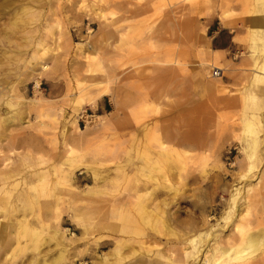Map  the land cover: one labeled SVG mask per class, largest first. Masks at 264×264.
Listing matches in <instances>:
<instances>
[{
  "label": "rangeland",
  "instance_id": "rangeland-1",
  "mask_svg": "<svg viewBox=\"0 0 264 264\" xmlns=\"http://www.w3.org/2000/svg\"><path fill=\"white\" fill-rule=\"evenodd\" d=\"M257 2L0 0V118L15 113L14 121L0 122V159H8L9 182L27 179L21 188L37 186L41 195L39 204L25 207L16 190L6 198L0 193L6 200H0V264H99L104 256L117 264L115 240L138 238L129 216L112 220L109 198L101 194L107 203L83 198L76 207L49 208L43 188L73 170L70 189L82 196L89 188L127 191L149 146L162 155V171L173 185L157 202L180 220L175 231L203 219L206 229L216 225L236 186L239 211L232 217H243L240 236L264 226V124L255 121L264 117V77L249 58L251 15L264 29ZM6 100L14 103L11 109ZM248 120L260 138L252 161L243 143ZM41 157L44 163L30 165L31 172L23 165ZM92 170L104 180L94 182ZM34 171L45 172L44 186ZM234 218L220 223L224 242ZM158 237L159 247L142 246L151 252L137 246L135 256L121 251L125 263L144 262L154 251L169 257L175 239ZM100 242L109 243L98 249ZM261 259L254 262L264 264Z\"/></svg>",
  "mask_w": 264,
  "mask_h": 264
},
{
  "label": "bare ground",
  "instance_id": "bare-ground-1",
  "mask_svg": "<svg viewBox=\"0 0 264 264\" xmlns=\"http://www.w3.org/2000/svg\"><path fill=\"white\" fill-rule=\"evenodd\" d=\"M258 2H257L255 12L259 15H264V0H258ZM101 18L104 19L105 16L102 15ZM262 25H263L262 19L258 20L256 17L251 15V17L249 18V29L251 32V34H250L251 35V39H250L251 44L249 47L251 50V54L249 55V58L251 59L254 70L259 75V77H264V29H262ZM58 28H59V23H58ZM48 29H49V27H48ZM60 40H61V38H59V41ZM47 70H48V68L46 66L42 67V71L45 72ZM38 84L39 83H36L35 87H38ZM4 104L8 105L10 107V109L14 105L12 100L11 101L6 100V102ZM14 114L15 113L13 112V110L9 111L8 113H5L3 118L2 117L0 118V122L9 123V122L14 121L15 120ZM255 121H258V122L264 124V117H262L260 114L259 117L257 116V118H255ZM252 123H253L252 120H248L243 125V128H244L243 143L245 145V150H248L249 161H252V159H254L253 158L254 154H255L254 152H255V150L259 144V140H260V138L258 137V134L254 131L255 128L252 127L253 126ZM150 131H153L152 134L155 133L153 129H151ZM149 134H150V132H149ZM179 145H185L186 146L188 144H183V143L179 142ZM161 148L167 149L168 147H164L163 144H161ZM171 150L172 149H170V151ZM66 152L69 155L73 154L71 146H67ZM171 152H173V154H175L174 151H171ZM30 158H33V157L30 156ZM162 158L163 157L160 153L156 152V150H155V152L152 151L150 149V146H149V150H148V152H146V155L143 158L141 173L138 174L137 176H132V178L135 179L134 185H132V186L130 185L131 188L129 187V190H127V191L124 190L122 192H116V194H111L110 192L98 191V190H94V189L89 188L85 193L83 192L84 196H82L81 195L82 193L78 194V193L74 192V189H70L71 185H72L71 182H73L75 180L74 171L71 170L69 173L67 172V174L62 173L61 176L60 175L56 176L55 180L53 181V183L50 184V186H48L46 184L48 186V188L47 187L43 188L45 193L43 192V189L41 187L42 190H39V191L43 192L42 197L45 196L46 201H43V202H45V205L41 202H40V204H42L46 207H49V208L54 207L56 205H60L62 203H66V205H70L68 207H76L77 204L79 202H81V200L83 198L84 199L87 198L86 200L89 199L91 203H95V202L99 203L102 201H103V203H105L106 200L103 199V197H102L103 200L101 201L98 198V196L100 194L103 196H107L109 198L107 201L109 202V204L111 203L110 209H108L107 214L114 218L112 220H115L116 216H123L125 214L128 215L129 216L128 222L131 223L135 227L134 231H135V234L138 236V238L132 239L131 241L130 240H126V241L115 240V242H114L115 249L113 251V254H114L115 260L116 259L118 260L117 264H127V263H125V260H124L125 258L122 257V252H121L125 248H128L129 252H132V255L135 256L134 246L139 247L138 249H140L141 251L143 249H146V248H142V246H144V245H148L149 247H150V245H153L155 247H159L158 241H157V239L159 238L158 236H160V238H162L163 236L164 237L166 236L165 238H167V236H168L170 238L172 237L175 239V241L169 240L170 244H173L170 246L171 248H169L167 250L169 255H170L169 257H165L166 255L164 256L163 253H161L159 251H154L151 253V256L149 255L150 257L146 261L141 262V261L137 260V261H134V262H131L128 264H152V263H156V264H257L254 261H256L259 258L261 259L263 257V254H264V226L259 227L257 229L251 228L252 230L250 229V231H248L246 229L248 231L246 236L244 238H242L240 236L242 233L240 226H243V225H240V220H242L243 217L239 216V212L235 218L232 217V215H234L235 212L237 213V211H239L238 210L239 208L237 209V204L239 203V201H237V197L240 194V188H238L237 186L230 193L227 210L224 212L221 219L216 222V225L209 227L210 229L205 228V226L207 224L206 219H203L201 221V223H198V221H197V223H188L186 228H184L182 231H179V232L175 231L172 228L173 224L177 225V223L180 220L177 217H175V219H173V216L169 213H166L164 211L165 209L161 207L163 205H160V204H158L159 202H157V200L160 197L166 196V194H165L166 191L172 190V187H173V185L171 184V181L169 180V176L164 171H162V168H161L162 164H163ZM27 159H29V158H27ZM43 159L44 158H42V157L35 159L36 160V161L34 160L35 162H32V160H30V161L27 160L28 162L26 161L27 163L23 164V165L28 166L27 169H29L30 165L31 166L42 165L44 163ZM165 160H166V158H165ZM7 161H8V159H3V158L0 159V170H1L0 171V193L1 194L4 193L5 194L4 196L6 198V194L10 195L13 190L14 191L16 190L17 196H15V197H17V199H16L17 202L23 204L25 207L26 206L29 207L31 205V203L36 200V198H37L36 195H39L41 197V195L38 193V187L33 185L34 187H31L28 189L27 188L26 189L21 188L22 186L26 185L25 181L27 179L25 181L24 180H21V181H14L13 180L12 182L11 181L9 182V180H11L14 176H8L6 174V172H7L6 169L8 167ZM56 165H57V163H56ZM72 166H74V165L72 164ZM48 168H49V166L47 167V169ZM119 168H121V167H119ZM252 168H253V163L250 164L249 171ZM44 169H46V168H44ZM63 169H65V168H63ZM154 169L155 170L157 169L158 171L162 172V174H163L162 179H160L158 175L156 176L153 174ZM31 170L29 169L30 172H31ZM15 171H17V170H15ZM52 171H53V169H52ZM49 172H51V171H49ZM34 173H35V171H34ZM31 176H37L39 181L43 184V186L45 183H47L44 181L46 179L45 178L46 177L45 172H43V173L37 172ZM126 176H124V177L126 178ZM92 178H93L94 182L104 180V177L102 175H100V173L96 170H92ZM38 179L36 181H38ZM131 184H132V180H131ZM45 189H46V191H45ZM29 190H31L34 194L29 195V193L27 192ZM64 190L65 191L67 190L68 195L70 196L67 199H65L66 196H64L65 195L63 193ZM164 190H165V192H164ZM123 192H125V194H123ZM246 196L244 193L243 199H244L245 205H246V201H247ZM40 197H38V198H40ZM5 198L4 199H3V197L0 198V200L3 199L2 202H4V203H2V205L5 204V201H6ZM38 198H37V200L39 202ZM8 199H10V198H8ZM37 200L35 201L36 203H38ZM13 205L14 204H11L10 207L11 208L13 207L12 211L14 213L16 211L15 210L16 206H13ZM42 205H40V206L42 207ZM6 206H8V205H6ZM165 206H167V205L165 204ZM2 207L5 208V206H2ZM2 207L0 205V209H4ZM96 207H97V205H96ZM238 216H239V218H238ZM231 218H234L233 221L231 220L232 225L234 226L233 231H232V236L229 240L224 242V241H222L221 236L219 234V232L223 231L224 225L221 226L220 223L224 222V224H226ZM96 222H97V220H96ZM140 222L144 225H147L149 227L150 231L153 232V234H149V235L145 234L144 229H142L138 225V223H140ZM100 224H102V223H100ZM184 225H186V224H184ZM106 227H108V226H106ZM94 228H95V226L92 227V225H91L88 228V232H90V231L92 232L94 230ZM216 228H218V229H216ZM230 228H231V226H230ZM99 229H101V228L100 227L96 228V230H99ZM130 232H132V229L130 230ZM84 233L87 234V231ZM108 243L109 242H107V243H105V242L101 243L100 242V243H97L96 245L98 246V249H102ZM147 251L151 252L150 250H147ZM172 256H174V258H175L174 261L171 259ZM260 261H264V260L261 259ZM99 264H112V263H109V261H107V258H105V256H104L103 259H100ZM260 264H262V262Z\"/></svg>",
  "mask_w": 264,
  "mask_h": 264
},
{
  "label": "built area",
  "instance_id": "built-area-1",
  "mask_svg": "<svg viewBox=\"0 0 264 264\" xmlns=\"http://www.w3.org/2000/svg\"><path fill=\"white\" fill-rule=\"evenodd\" d=\"M213 75L218 76L219 75L218 71H213Z\"/></svg>",
  "mask_w": 264,
  "mask_h": 264
}]
</instances>
